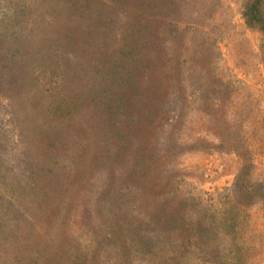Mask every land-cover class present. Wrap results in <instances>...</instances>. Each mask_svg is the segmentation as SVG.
I'll use <instances>...</instances> for the list:
<instances>
[{"label": "rangeland", "instance_id": "rangeland-1", "mask_svg": "<svg viewBox=\"0 0 264 264\" xmlns=\"http://www.w3.org/2000/svg\"><path fill=\"white\" fill-rule=\"evenodd\" d=\"M252 1L0 0V264H264Z\"/></svg>", "mask_w": 264, "mask_h": 264}, {"label": "trees", "instance_id": "trees-1", "mask_svg": "<svg viewBox=\"0 0 264 264\" xmlns=\"http://www.w3.org/2000/svg\"><path fill=\"white\" fill-rule=\"evenodd\" d=\"M262 0H253L248 6V12L246 13L248 22L257 23L264 29V16L260 10V3Z\"/></svg>", "mask_w": 264, "mask_h": 264}]
</instances>
